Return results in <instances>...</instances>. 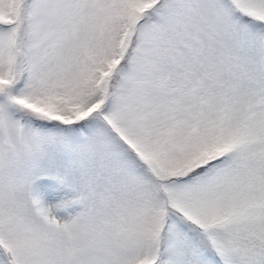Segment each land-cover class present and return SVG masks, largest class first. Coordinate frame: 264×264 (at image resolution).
Wrapping results in <instances>:
<instances>
[{
    "label": "snow or ice",
    "instance_id": "6c2138e0",
    "mask_svg": "<svg viewBox=\"0 0 264 264\" xmlns=\"http://www.w3.org/2000/svg\"><path fill=\"white\" fill-rule=\"evenodd\" d=\"M0 264H264V0H0Z\"/></svg>",
    "mask_w": 264,
    "mask_h": 264
}]
</instances>
